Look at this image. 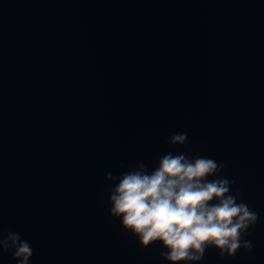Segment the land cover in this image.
Returning <instances> with one entry per match:
<instances>
[{
    "label": "water",
    "instance_id": "obj_1",
    "mask_svg": "<svg viewBox=\"0 0 264 264\" xmlns=\"http://www.w3.org/2000/svg\"><path fill=\"white\" fill-rule=\"evenodd\" d=\"M175 132L259 213L250 252L199 264H264V0H0V231L31 264H168L105 175L186 151Z\"/></svg>",
    "mask_w": 264,
    "mask_h": 264
},
{
    "label": "clouds",
    "instance_id": "obj_2",
    "mask_svg": "<svg viewBox=\"0 0 264 264\" xmlns=\"http://www.w3.org/2000/svg\"><path fill=\"white\" fill-rule=\"evenodd\" d=\"M165 142L186 151L163 154L152 170L139 161L118 176L105 175L112 184L109 215L140 247L158 243L160 258L168 264H199L210 248L221 259L250 252L245 237L251 236L259 213L232 191L235 182L223 175L225 164L190 156L187 133H172ZM9 252L16 264H31L34 255L31 242L18 232L0 231V255Z\"/></svg>",
    "mask_w": 264,
    "mask_h": 264
}]
</instances>
